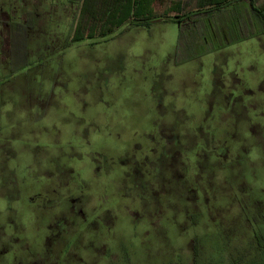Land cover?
<instances>
[{
  "label": "rangeland",
  "instance_id": "374dc122",
  "mask_svg": "<svg viewBox=\"0 0 264 264\" xmlns=\"http://www.w3.org/2000/svg\"><path fill=\"white\" fill-rule=\"evenodd\" d=\"M174 1L75 37L80 0H0L11 264H264V23L205 50L229 28L213 16L177 51Z\"/></svg>",
  "mask_w": 264,
  "mask_h": 264
},
{
  "label": "trees",
  "instance_id": "16d2710c",
  "mask_svg": "<svg viewBox=\"0 0 264 264\" xmlns=\"http://www.w3.org/2000/svg\"><path fill=\"white\" fill-rule=\"evenodd\" d=\"M154 1L156 0H80V16L74 26L75 33L74 31L73 33L75 37H84L85 35H93V33L97 34L99 30H101V33H108L112 28L120 26L133 18H152L155 20L159 15L156 16V14H153L152 4ZM98 2H101V6H103L101 13L95 10L96 7L100 8V3ZM171 4L173 5L169 7L170 9L168 8L165 10L163 15L169 16V10H174L173 12H175L171 17V21L176 23L179 28L176 44L177 51L180 50L184 44H186L187 47L189 45L196 46V44L190 42L193 39L189 41L185 38L186 35L193 32L192 35H198V37H200L199 31H201V29L205 30L207 28H212V19L214 17L221 18L220 20L225 19L226 23L229 24V28H225V31H223L224 33L220 35L222 38L218 41L208 40L203 37V42L206 44L205 50H210L211 48L212 50L220 49L227 44H231V42L235 43L241 40L238 36H232V38H230V36L228 37L229 31L236 32L237 29L244 28L246 25L249 27V30L252 28L251 32L255 33L258 24L264 23V6H255L254 0H248V8H246L248 12L246 14L242 11V0H196V8L186 11V13L180 12V15L176 13V10H180V1L177 0ZM86 11H89V13L86 14ZM187 24H189L191 28L193 27V29H189L188 26L186 29L182 28L183 25ZM198 24L201 26L200 29ZM142 25L148 26L149 23L145 21ZM262 31L264 30L262 29ZM251 32L249 35H243V37L252 36L253 33ZM199 44L202 43H198L197 45ZM200 47H202V45ZM194 57V54H190L185 58L192 59Z\"/></svg>",
  "mask_w": 264,
  "mask_h": 264
},
{
  "label": "flooded vegetation",
  "instance_id": "af4514ba",
  "mask_svg": "<svg viewBox=\"0 0 264 264\" xmlns=\"http://www.w3.org/2000/svg\"><path fill=\"white\" fill-rule=\"evenodd\" d=\"M2 8H4L3 7V5H0V15L2 14V13H4V9H2ZM1 17V16H0ZM8 17H9V14H8ZM2 20H0V22H1ZM18 22V21H17ZM8 25V24H7ZM0 53H1V50H0ZM6 55H7V53H6ZM8 248L7 247H4V246H2L1 248H0V260H3V261H6L7 263L6 264H11L12 262H14V261H20L22 258H15V259H13V260H7V259H4L2 256H3V253H5V250H7ZM24 258V257H23Z\"/></svg>",
  "mask_w": 264,
  "mask_h": 264
}]
</instances>
